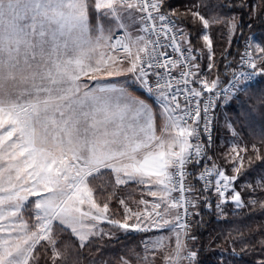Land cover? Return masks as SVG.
I'll list each match as a JSON object with an SVG mask.
<instances>
[{
  "label": "snow or ice",
  "instance_id": "1",
  "mask_svg": "<svg viewBox=\"0 0 264 264\" xmlns=\"http://www.w3.org/2000/svg\"><path fill=\"white\" fill-rule=\"evenodd\" d=\"M189 13L190 23L202 25L195 37L179 19ZM256 20L264 22V0H196L184 12L169 0H0V264H82L83 250H99L96 241L112 237V228L146 234L141 252L130 249L115 264H154L149 253L166 237L147 234L164 229L175 236L165 264H199L188 243L196 221L188 217L200 215L193 210L201 201L210 207L214 193L219 214L229 202L264 209L251 195L264 189V174L247 179L254 171L251 156L245 169L247 145L223 154L231 174L207 154L211 111L241 100L264 76V43L245 39L238 64L226 65L232 73L223 88L201 69L196 46L202 38L210 72L208 29L243 36ZM256 101L240 119L264 115V91ZM258 138L251 150L264 164V131ZM131 185L143 186L135 208L116 196ZM244 190H251L247 201ZM258 244L255 264H264V238Z\"/></svg>",
  "mask_w": 264,
  "mask_h": 264
},
{
  "label": "trees",
  "instance_id": "2",
  "mask_svg": "<svg viewBox=\"0 0 264 264\" xmlns=\"http://www.w3.org/2000/svg\"><path fill=\"white\" fill-rule=\"evenodd\" d=\"M196 0H169L173 6H180L182 9L185 8V4H192ZM209 4L217 3V0H206ZM238 2V0H233ZM259 2V0H255ZM202 11H207L202 9ZM185 21L188 30L192 31L195 37L197 29L190 23L186 18H180ZM244 23H249L248 18H244ZM210 33L213 42V48L216 52L219 50H226L223 56H220L217 65L215 66L216 72L221 77V80L226 78L225 72L231 68H226V65H236L239 61L240 52L243 46V42L251 34H255L259 39L260 43H264V22L256 20L252 24L251 28L245 26L243 28V36L238 31L235 36L229 37L226 29L220 26L210 27ZM198 44V41H196ZM226 47V48H225ZM230 53V54H229ZM248 91L242 94L241 100H234L231 104L226 106L227 113L229 114L234 127L238 131L242 140L251 147L253 143L260 147L259 133L264 131V115L259 111L253 113V116L248 120L240 119V114L246 107H251L253 102H256V96L264 91V76H258V78L250 83ZM251 98V99H249ZM241 101H245L242 106ZM216 154V151H215ZM260 154L264 156V148H261ZM247 156L253 158L254 171H251L247 176V179L251 180L254 177H258L264 174V164L255 160V153L249 150L246 154L245 169H247ZM217 157V155H216ZM100 181H97L99 183ZM242 183L238 180L236 183ZM134 190L137 194L140 192V188L136 185L121 186L120 190L116 191L117 197H127L129 192ZM251 190L242 191L243 197L250 195ZM258 201L264 200V189H257L255 193H251ZM112 206L121 211V206L118 205L114 199ZM198 212L200 215L195 217L194 234L196 237L195 246L199 251V264H221L220 261L213 260V252L209 245H213V241H220L221 245H224L228 251L227 255H224L222 261H226V264H255V261L260 259L259 255V244L258 241L264 238V209L259 207V203L256 206L246 205L243 209H235L231 203L225 208L224 215L218 216V213L211 203V206H205L202 203L199 206ZM121 219L120 215L115 217ZM105 226V225H104ZM149 234V233H148ZM146 234L144 233H130L127 235H119L117 237H103L98 239L96 243L100 246L99 250L93 246L89 252L87 249L83 250L84 255L81 257L82 264H92L93 261H99L103 257L106 261H115L123 255H126L133 246L141 242ZM216 243V241L214 242ZM245 244H251L255 247V251L243 252ZM141 246V244L139 245ZM137 245V247H139ZM235 250L236 255H233Z\"/></svg>",
  "mask_w": 264,
  "mask_h": 264
},
{
  "label": "rangeland",
  "instance_id": "3",
  "mask_svg": "<svg viewBox=\"0 0 264 264\" xmlns=\"http://www.w3.org/2000/svg\"><path fill=\"white\" fill-rule=\"evenodd\" d=\"M187 5H189V4H185L184 7H186ZM176 7L180 8L181 12H184V10H185V8L182 9L180 6L179 7L176 6ZM180 18H185V17L181 16V17H179V19ZM186 19L189 20V21L191 20L190 13L188 14ZM194 26L196 27L197 30H202V25H200L198 22ZM186 28L188 29V27H186ZM208 33L211 36L210 28L208 29ZM250 37H252V39L256 43H260L259 39L257 38V36L255 34H251ZM211 39H212V37H211ZM196 46L201 48V49H203L202 53L199 54V55L203 56V59H201V61H200L201 62V65H200L201 69L205 73H207V76H208L209 80L215 79L217 77L216 72L214 71L215 66L217 65V62L219 61L220 56H223V54H225L226 50L224 49V50H219V52H216L214 50L213 44H212V53L214 55H213V60L211 62L214 63L215 66L209 72L208 69H207V64L210 62L207 59L208 50L204 47L202 38L198 41V44ZM221 103H220L221 106L218 107V110H217V134H216L217 135V139H216L217 140V144H216L217 164H219L221 166H224L226 168V170L229 171V174H231L230 173V167L231 166L230 165H225L224 159H223V154L229 152L231 146H234V145L243 146V145H247V144L242 140V138L240 137L238 131L235 129L234 125H233V127H229L228 123L226 122V121H229V120L232 121L230 116H229V114L227 113V110H226V106L231 104L232 102L228 103V104H224L223 102H221ZM233 129L235 130V132L238 133V135H234L233 134ZM247 147H248V151L251 150V147H249V146H247ZM237 184H242V183L240 182V183H237ZM242 195H243V193H242ZM249 196H247V195L245 197L242 196V199L247 201L249 199ZM130 204H131V206L133 208L136 207L134 202H132ZM227 205H228V203L225 204V208H226ZM198 209H197V212H198ZM121 211H122V208H121ZM103 227L105 228V231H108L110 226L105 225ZM111 231L114 233V235L112 237H117V236H119L121 234L122 235H127V234L135 232V231L125 232L122 229H116V228H112ZM156 234L163 235V236L166 237V239L163 241L164 247L162 249H157L154 253L150 252L149 256L150 257L154 256V258H155L154 259V264H165L164 257L166 255L171 254L172 249H174V247H175V236H174V234L172 232H170L167 229L161 230L159 233H157L154 230L153 233H149L147 235L152 236V235H156ZM142 240L143 239H141V241ZM215 241H216V243H214ZM215 241H213V245H211V247H210L212 252H213V260L216 259L217 262L218 261L221 262L223 260L224 255L228 254V251H227V249H226V247L224 245H221L220 241H218V240H215ZM193 243H195V241ZM140 244H141V242H139L137 245L139 246ZM137 245L133 246L132 249H135L136 251L141 252L142 251V245L139 246V247H137Z\"/></svg>",
  "mask_w": 264,
  "mask_h": 264
},
{
  "label": "built area",
  "instance_id": "4",
  "mask_svg": "<svg viewBox=\"0 0 264 264\" xmlns=\"http://www.w3.org/2000/svg\"><path fill=\"white\" fill-rule=\"evenodd\" d=\"M244 50H245V40H244V42H243V46H242V49H241V52H240V54H242L243 52H244ZM169 52H171V50L169 49ZM239 60H240V56H239ZM239 62V61H238ZM238 64V63H237ZM231 73H232V69H229L228 71H226L225 72V76H226V78H224V79H222L221 81H222V84L220 85V87H227L228 86V81H229V79H230V77H231ZM258 78V76L252 81V82H254L256 79ZM251 82V83H252ZM207 95V94H206ZM179 99H180V101H181V103L183 104V96H181V97H179ZM217 110H218V107L217 108H215V109H213L212 111H211V113H210V115H211V117H212V121H213V128H214V131H213V143L211 144V146L208 148V150H207V154L208 155H210V156H213L214 157V159H215V161H216V163H217V157H216V154H215V151H216V144H217ZM209 164H211V161H209L208 162ZM191 170V169H190ZM197 171H199V170H197ZM188 180H189V182H191V183H193V184H195L196 185V187L197 188H199V187H201L202 186V182H197L196 181V179L194 178V177H189L188 178ZM173 195H178L177 193H173ZM210 199H211V203L214 205V207H215V205H216V196H215V194L213 193L212 195H211V197H210ZM203 202L201 201L200 203H199V205H198V207L196 208V209H194L193 211H197V209L199 208V206L202 204ZM205 206H206V204H205ZM215 209H216V207H215ZM216 211H217V209H216ZM224 211H225V205H224ZM217 213H218V211H217ZM223 214H224V212H223ZM223 214H219L218 213V216L219 217H222L223 216ZM188 219L189 220H195V218H193V217H191V216H189L188 217ZM194 224L195 223H193L192 224V229H191V233L192 234H194ZM195 235V234H194ZM193 242L194 241H192V240H188V243L191 245V244H193Z\"/></svg>",
  "mask_w": 264,
  "mask_h": 264
},
{
  "label": "crops",
  "instance_id": "5",
  "mask_svg": "<svg viewBox=\"0 0 264 264\" xmlns=\"http://www.w3.org/2000/svg\"><path fill=\"white\" fill-rule=\"evenodd\" d=\"M136 27H138V25H133L132 26V28H133V31H135V29H136ZM197 45V44H196ZM200 65H201V62H200ZM214 71L216 72V68L214 69ZM216 75L217 76H219L218 75V73L216 72ZM220 77V76H219ZM86 79V78H85ZM220 79H221V77H220ZM222 104V103H221ZM221 104L219 105V107L221 106ZM162 125V121L161 120H159V118L157 119V132H158V134H159V129H160V126ZM143 186H138V188H140V192H139V194H137L134 190H132L131 192H129V194L127 195V197L126 198H128V200H129V203H132V202H134V200L135 199H139L140 198V196H141V188H142ZM122 197H124V196H122ZM148 199H152L151 197H147Z\"/></svg>",
  "mask_w": 264,
  "mask_h": 264
}]
</instances>
